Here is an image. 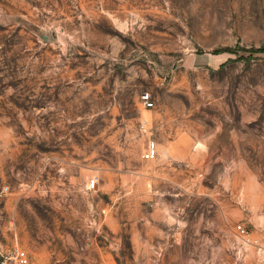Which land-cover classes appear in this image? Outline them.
Instances as JSON below:
<instances>
[{
	"label": "rangeland",
	"instance_id": "rangeland-1",
	"mask_svg": "<svg viewBox=\"0 0 264 264\" xmlns=\"http://www.w3.org/2000/svg\"><path fill=\"white\" fill-rule=\"evenodd\" d=\"M259 49L264 0H0V249L255 264L237 226L264 235Z\"/></svg>",
	"mask_w": 264,
	"mask_h": 264
},
{
	"label": "built area",
	"instance_id": "built-area-1",
	"mask_svg": "<svg viewBox=\"0 0 264 264\" xmlns=\"http://www.w3.org/2000/svg\"><path fill=\"white\" fill-rule=\"evenodd\" d=\"M141 102L146 108L154 107V102L151 99L150 93L147 92L141 95ZM158 156V146L153 140L149 141L143 157L146 160H154ZM98 178H92L87 187L93 190L98 184ZM237 231L246 244L252 246L255 253V264H264V235L255 234V232L245 226L244 223L237 226ZM0 264H31L30 256L25 249L20 247H13L11 249H0ZM239 264H245L240 261Z\"/></svg>",
	"mask_w": 264,
	"mask_h": 264
},
{
	"label": "trees",
	"instance_id": "trees-1",
	"mask_svg": "<svg viewBox=\"0 0 264 264\" xmlns=\"http://www.w3.org/2000/svg\"><path fill=\"white\" fill-rule=\"evenodd\" d=\"M250 53H264V49L252 50Z\"/></svg>",
	"mask_w": 264,
	"mask_h": 264
}]
</instances>
